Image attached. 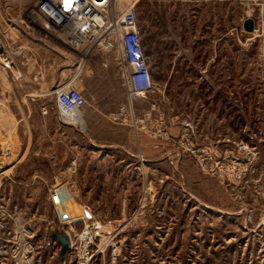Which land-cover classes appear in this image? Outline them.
Returning <instances> with one entry per match:
<instances>
[{"label":"rangeland","instance_id":"374dc122","mask_svg":"<svg viewBox=\"0 0 264 264\" xmlns=\"http://www.w3.org/2000/svg\"><path fill=\"white\" fill-rule=\"evenodd\" d=\"M32 4L0 0V28L14 27L2 39L31 41ZM201 9L137 13L153 88L131 106L103 48L53 41L57 82L24 91L0 65V264H264V0ZM68 84L93 115L85 129L52 93ZM57 233L71 237L64 255Z\"/></svg>","mask_w":264,"mask_h":264},{"label":"built area","instance_id":"2783aa9c","mask_svg":"<svg viewBox=\"0 0 264 264\" xmlns=\"http://www.w3.org/2000/svg\"><path fill=\"white\" fill-rule=\"evenodd\" d=\"M116 5V0H34L29 14L22 17L21 23L31 33L28 35L40 40H58L76 51L85 48L91 52L99 47L116 54L118 73L131 106L134 99L152 90L153 83L144 58L136 7L127 4L119 11ZM11 25L15 26L14 22ZM7 34L8 31L1 27L0 35L5 37ZM4 37L2 39L0 36V65L11 73L19 86L24 83L36 84L40 79L39 74L31 79L24 75L26 48ZM53 94L59 106L64 108L63 121L78 125L79 119L84 118L83 109L87 104L82 92L68 84L57 86ZM126 112V107L121 106L118 113L122 121L126 120ZM113 118L118 117L114 115ZM60 198L59 192L54 191L52 204L60 206ZM92 234L90 231L85 235Z\"/></svg>","mask_w":264,"mask_h":264},{"label":"crops","instance_id":"0c3cea01","mask_svg":"<svg viewBox=\"0 0 264 264\" xmlns=\"http://www.w3.org/2000/svg\"><path fill=\"white\" fill-rule=\"evenodd\" d=\"M23 1V0H22ZM26 1V0H24ZM225 2V5H227L228 0H221ZM31 3H34V0H30ZM164 3H166L167 5L169 4V6H174V5H182V11H188L189 15L193 18V20H196L200 14H201V8H202V0H129V5H135L137 13L141 15V11L142 9L146 6V7H152L154 5H161V7H163ZM117 9L119 11H122L124 9V5H120L116 6ZM149 19V18H147ZM3 28H5L8 33H13V29L14 27H10L8 29V25L5 27L2 26ZM32 38L31 41H25L26 37L24 35V33L21 36H17L15 40V42L19 45L24 46L26 49L24 51V57L25 59L23 60V63L25 64L24 66V75L26 76V78L31 79V77L33 75L39 74L41 75L39 81H37L36 84H31L34 85L35 87L40 85L41 83L44 82H50L52 84L56 83V79L52 80L53 77H56V73H57V60L56 58L52 57V52H57V45L56 43H52L53 41L50 40H40L36 37H34L33 35H31ZM29 37V36H28ZM28 39V38H27ZM97 51L92 52L93 54L91 55V58L87 61V67L88 68H94L95 66V59H94V54ZM57 55V54H56ZM65 59H68V55L65 54ZM104 66H106L104 64ZM30 68H33L32 71H29ZM47 74V80L45 81L44 79H42L43 75ZM54 74V76H53ZM91 73H89L88 77H95V74H92V76L90 75ZM44 75V76H45ZM116 77H117V72H116ZM29 84L24 83L23 86H20L19 89H21L22 91L24 90H28L29 87L27 86ZM31 89V88H30ZM106 93L107 92H102L101 95V99H105L106 98ZM36 95V96H35ZM26 96V95H24ZM45 96V94H43L42 92H40L39 89V93L36 94H29L28 98L29 99H36V109L39 110L41 112V99ZM21 113V112H20ZM92 114L90 113V111L88 110L86 113L83 112V117L87 123V120L90 123V120L92 118Z\"/></svg>","mask_w":264,"mask_h":264},{"label":"water","instance_id":"95a60500","mask_svg":"<svg viewBox=\"0 0 264 264\" xmlns=\"http://www.w3.org/2000/svg\"><path fill=\"white\" fill-rule=\"evenodd\" d=\"M244 28L248 32H253L255 29V21L252 18H247L244 21ZM53 237L61 243V255H64L70 247V237L68 234H53Z\"/></svg>","mask_w":264,"mask_h":264},{"label":"bare ground","instance_id":"6f19581e","mask_svg":"<svg viewBox=\"0 0 264 264\" xmlns=\"http://www.w3.org/2000/svg\"><path fill=\"white\" fill-rule=\"evenodd\" d=\"M49 93H50V92H49ZM52 93H53V92H52ZM35 96H36V95H35ZM80 115H81V112H80ZM78 125H80L83 129L87 128V123H86V121H85L84 118L79 119ZM93 229H94V228H91L92 231H94ZM69 237H70V236H69ZM70 241H71V238H70ZM70 243H71V242H70Z\"/></svg>","mask_w":264,"mask_h":264}]
</instances>
